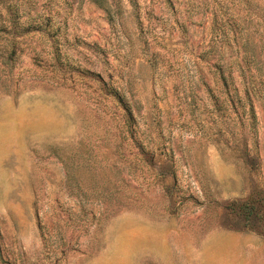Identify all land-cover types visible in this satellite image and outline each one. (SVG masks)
Listing matches in <instances>:
<instances>
[{"label":"rangeland","instance_id":"rangeland-1","mask_svg":"<svg viewBox=\"0 0 264 264\" xmlns=\"http://www.w3.org/2000/svg\"><path fill=\"white\" fill-rule=\"evenodd\" d=\"M0 264H264V0H0Z\"/></svg>","mask_w":264,"mask_h":264},{"label":"trees","instance_id":"trees-1","mask_svg":"<svg viewBox=\"0 0 264 264\" xmlns=\"http://www.w3.org/2000/svg\"><path fill=\"white\" fill-rule=\"evenodd\" d=\"M244 206H245V205H244ZM246 209H247V211L250 212V211H252V206H250V207H247V206H246Z\"/></svg>","mask_w":264,"mask_h":264}]
</instances>
